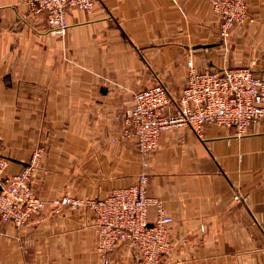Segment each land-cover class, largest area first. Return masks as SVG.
I'll return each mask as SVG.
<instances>
[{
    "label": "crops",
    "instance_id": "1",
    "mask_svg": "<svg viewBox=\"0 0 264 264\" xmlns=\"http://www.w3.org/2000/svg\"><path fill=\"white\" fill-rule=\"evenodd\" d=\"M222 42L210 0H96L71 10L64 37L46 14L0 0V143L7 174L21 172L38 146V194L104 198L144 170L119 115L137 91L163 84L179 97L189 61L198 71L253 68L264 79V0ZM149 196L174 219L161 264H264V119L245 136L206 125L165 130L149 159ZM52 204L27 225H0V264H103L95 215ZM156 208L150 209L154 220ZM111 264H140L121 246Z\"/></svg>",
    "mask_w": 264,
    "mask_h": 264
},
{
    "label": "built area",
    "instance_id": "2",
    "mask_svg": "<svg viewBox=\"0 0 264 264\" xmlns=\"http://www.w3.org/2000/svg\"><path fill=\"white\" fill-rule=\"evenodd\" d=\"M35 15L46 14L49 33L64 37L71 10L91 13L96 0H21ZM220 22L223 43L230 40L235 27L249 19L248 0H210ZM187 84L179 97L158 84L133 94L134 104L119 115L126 135L134 140L144 165L143 172L129 187L114 189L104 198L63 197L48 202L37 191V171L45 147L32 152L27 166L19 173L7 174L9 159L0 143V225L12 223L18 228L28 224L50 203L55 214L62 206L87 207L94 212L97 231L96 250L103 264H111L109 255L121 246L128 247L140 264H161L174 249V219L157 198L149 196V159L160 146L168 129L190 127L201 135L206 125L235 128L239 137L250 125L264 119V79L252 67H225L217 71H198L188 63ZM156 208L154 220L150 209Z\"/></svg>",
    "mask_w": 264,
    "mask_h": 264
}]
</instances>
